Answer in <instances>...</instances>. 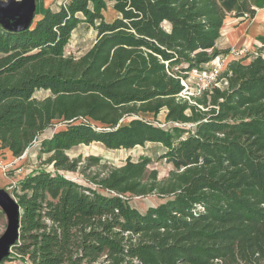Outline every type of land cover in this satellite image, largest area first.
I'll use <instances>...</instances> for the list:
<instances>
[{
  "label": "trees",
  "instance_id": "16d2710c",
  "mask_svg": "<svg viewBox=\"0 0 264 264\" xmlns=\"http://www.w3.org/2000/svg\"><path fill=\"white\" fill-rule=\"evenodd\" d=\"M109 3L113 21L103 13ZM253 6L264 0H66L39 19L37 5L29 26L20 15L0 18V148L20 157L64 125L39 147L54 170L19 181L20 259L264 264V54L231 60L226 83L193 102L178 98L187 71L229 51L217 47L227 17H252ZM81 22L97 37L75 57L66 48ZM41 89L51 94L38 98ZM164 108L168 126L140 116ZM92 142L162 143L174 169L159 179L150 157H128L84 185L61 171L78 168L67 150ZM150 194L168 198L144 212L131 205Z\"/></svg>",
  "mask_w": 264,
  "mask_h": 264
},
{
  "label": "rangeland",
  "instance_id": "374dc122",
  "mask_svg": "<svg viewBox=\"0 0 264 264\" xmlns=\"http://www.w3.org/2000/svg\"><path fill=\"white\" fill-rule=\"evenodd\" d=\"M65 0H37V5L39 11H43L46 6L51 9H58ZM46 7V8H48ZM104 17L107 21H113L116 17L119 16V12L113 8L112 3H109L108 8L103 11ZM37 18H35V21ZM97 37V30L87 23L81 22L77 28L73 31L69 44L67 45V51L75 57L81 56L86 52L94 43ZM257 54L254 53V50L250 52L247 51L246 54L242 57L244 61H250ZM223 68V71L226 69L228 63ZM220 78H223L220 76ZM191 87L192 95L189 98L193 102V96H200L205 91H210L208 89L198 90L199 86L197 83L189 84ZM49 90H37L35 95L38 98H44L50 95ZM166 109H162L161 112L154 116L153 114L141 113L140 116L146 119L152 120L155 124H160L162 126H168L169 123L165 121ZM130 117L123 119V122H127ZM64 125L61 122H56L55 125L49 127L42 136H49L57 129L62 128ZM187 129L194 128V124L187 123ZM188 133H185L184 136H187ZM38 141V140H37ZM33 146V145H32ZM167 151V148L163 146L162 143L158 142H146L144 145H138L133 148H119V149H107L105 145L101 142H92L90 144H79L73 148L67 150L66 152L71 159H79L78 168L75 171L65 170L61 171L67 177L76 180L79 183L84 185H89L95 187L94 184L90 182V178L94 177L96 173L101 171H107L112 166H121L125 164L128 157H131L134 160H138L141 157H150L151 161L148 164L149 169H156L158 171V178L163 179L169 175L170 170L174 169V165L167 158L163 157L164 153ZM25 154V153H24ZM23 154V155H24ZM32 154H29L28 157H16L12 160L7 159L3 151L0 152V157L6 159L4 164V173L8 177V183L4 186L15 198L16 191L20 192L19 181L24 178L28 173L38 170L41 168H46L48 170H54L52 164L45 163L47 154H42L39 151L37 146L32 147ZM91 157H98L99 161H94ZM2 166V165H1ZM103 192L107 193V191ZM168 197H160L157 194H150L146 196H131L130 203L131 205L137 207L142 212L146 211L148 207L158 205L159 203L165 201ZM7 226V217L4 211L0 208V235L4 232ZM15 252V249H13ZM14 253H10L9 257L0 264H12L14 260ZM25 261V260H23Z\"/></svg>",
  "mask_w": 264,
  "mask_h": 264
},
{
  "label": "crops",
  "instance_id": "0c3cea01",
  "mask_svg": "<svg viewBox=\"0 0 264 264\" xmlns=\"http://www.w3.org/2000/svg\"><path fill=\"white\" fill-rule=\"evenodd\" d=\"M253 7L255 8L256 11L254 16L252 17H244V16L236 17L232 15H229L227 17L221 29V37L217 41V47L223 50L226 49L230 50L232 48L246 46L249 52L251 50H254V53L257 55L259 54V52L264 54L263 43L258 39L259 35H264V7H257V6H253ZM42 15H43V11L37 14V18L38 19L41 18ZM53 133L49 136L46 135L41 136L38 139V141H35L33 146H37L39 148L42 138L51 137ZM33 146L31 145L30 147L27 148L25 154L23 155L24 158L28 157L29 154L33 155L32 154ZM1 151L5 153L7 159L9 160H12V158L13 159L16 158L15 156L12 155L9 149L2 150L0 148V152ZM5 161L6 159H2L0 157V187L3 188L9 182L8 177L4 173ZM12 264H28V263L18 258L17 260H14Z\"/></svg>",
  "mask_w": 264,
  "mask_h": 264
},
{
  "label": "water",
  "instance_id": "95a60500",
  "mask_svg": "<svg viewBox=\"0 0 264 264\" xmlns=\"http://www.w3.org/2000/svg\"><path fill=\"white\" fill-rule=\"evenodd\" d=\"M37 11V0H0V18L5 15H20L24 24L29 26ZM0 208L7 217V226L0 235V263L9 257L12 246L20 236L21 207L16 198L0 187Z\"/></svg>",
  "mask_w": 264,
  "mask_h": 264
},
{
  "label": "built area",
  "instance_id": "2783aa9c",
  "mask_svg": "<svg viewBox=\"0 0 264 264\" xmlns=\"http://www.w3.org/2000/svg\"><path fill=\"white\" fill-rule=\"evenodd\" d=\"M247 51L248 49L246 46L232 48L227 53L218 55L214 60L205 64L203 67L193 68L187 71L186 77L182 78V85L184 88L178 94V98L185 99L186 97L190 99L192 91L189 84L191 83H197L199 91L202 89H208L209 87L208 90H211L216 86H222L223 83H226V80L220 78V76L227 62L233 59L242 58ZM11 252L17 255L20 259V254L14 252L13 249H11ZM25 259L28 264H33L27 257H25Z\"/></svg>",
  "mask_w": 264,
  "mask_h": 264
}]
</instances>
